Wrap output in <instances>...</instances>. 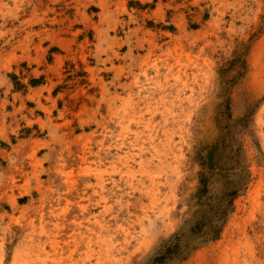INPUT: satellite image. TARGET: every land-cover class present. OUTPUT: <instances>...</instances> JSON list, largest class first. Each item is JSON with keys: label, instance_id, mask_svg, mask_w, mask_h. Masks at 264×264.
<instances>
[{"label": "rangeland", "instance_id": "1", "mask_svg": "<svg viewBox=\"0 0 264 264\" xmlns=\"http://www.w3.org/2000/svg\"><path fill=\"white\" fill-rule=\"evenodd\" d=\"M0 264H264V0H0Z\"/></svg>", "mask_w": 264, "mask_h": 264}]
</instances>
